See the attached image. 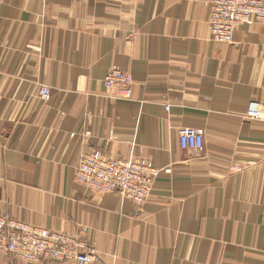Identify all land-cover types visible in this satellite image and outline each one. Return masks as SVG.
<instances>
[{
    "label": "crops",
    "instance_id": "1",
    "mask_svg": "<svg viewBox=\"0 0 264 264\" xmlns=\"http://www.w3.org/2000/svg\"><path fill=\"white\" fill-rule=\"evenodd\" d=\"M209 1L0 0V214L80 236L95 264H264V121L246 118L264 107V22L217 43ZM115 68L129 100L104 85ZM94 150L161 170L146 205L76 181Z\"/></svg>",
    "mask_w": 264,
    "mask_h": 264
},
{
    "label": "built area",
    "instance_id": "2",
    "mask_svg": "<svg viewBox=\"0 0 264 264\" xmlns=\"http://www.w3.org/2000/svg\"><path fill=\"white\" fill-rule=\"evenodd\" d=\"M210 36L222 44H232L238 27L264 22V0H210ZM105 87L121 99L132 98L133 79L128 72L112 69L104 79ZM39 96H51V87L39 85ZM169 110V106L166 107ZM249 120L264 121V107L253 104ZM183 150L202 151L205 134L194 128L179 133ZM170 172V170H166ZM161 170L142 158H107L101 151H83L76 181L96 195L117 193L122 199L144 206L151 199ZM0 254L36 264L40 262L95 264L96 251L78 235L53 231L0 214Z\"/></svg>",
    "mask_w": 264,
    "mask_h": 264
}]
</instances>
